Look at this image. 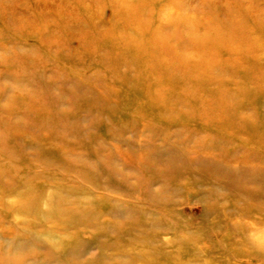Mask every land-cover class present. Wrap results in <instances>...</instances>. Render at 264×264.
Instances as JSON below:
<instances>
[{
  "label": "rangeland",
  "instance_id": "rangeland-1",
  "mask_svg": "<svg viewBox=\"0 0 264 264\" xmlns=\"http://www.w3.org/2000/svg\"><path fill=\"white\" fill-rule=\"evenodd\" d=\"M240 7L264 9V0H0V119L16 123L24 118L31 98L54 112L47 123L63 135L60 143L73 149L69 160L76 163V168L62 169L56 183L76 187V212L82 209L79 206L92 209L91 215L76 219L80 245L63 262L104 264L117 255L122 263L124 252L144 250L159 264H166L162 253L182 264H223L222 258L235 245L249 251L247 261L264 259L255 252L264 242V149L219 141L207 144L177 132L183 129L179 125H173L175 136L162 133L176 145L170 149L162 143L164 136L153 142L142 126V120H154L168 104L153 96L161 93L165 101H172L162 87L163 73L149 69L150 50L143 44L165 36L173 50L183 53L206 46L216 53L206 61L220 62L217 68L225 72L226 41L218 42L215 33L228 29L231 15L241 18L236 11ZM128 120L134 125L107 134L109 123L115 127ZM3 127L0 123V132ZM145 141L152 152L149 165L170 167L174 170L170 175L134 161L125 164L115 152L119 147L138 159ZM189 150L198 153L193 162L184 155ZM210 154L221 155L222 161ZM48 157L58 160L52 153ZM0 160L4 164L13 159L1 149ZM4 201L14 202L12 196ZM255 208L260 215L253 213ZM0 235L5 237L0 238L1 256L18 260L16 264L43 263L37 255L38 260L31 257L36 250L26 238ZM144 239L152 245H143ZM114 243L125 247L112 250ZM155 250L161 253L155 255Z\"/></svg>",
  "mask_w": 264,
  "mask_h": 264
},
{
  "label": "bare ground",
  "instance_id": "bare-ground-1",
  "mask_svg": "<svg viewBox=\"0 0 264 264\" xmlns=\"http://www.w3.org/2000/svg\"><path fill=\"white\" fill-rule=\"evenodd\" d=\"M236 11H240L241 18L237 13L231 15L228 29L224 33H215L218 42L226 41L224 43L226 65L224 64L223 68L225 72L218 70L217 65L220 62L206 61V58L211 60L208 57H215L216 54L214 50L206 46L183 53L173 50L172 46L167 44L165 36L153 38L143 44L144 48L147 47L150 50V53H147L150 63L152 62L149 69L152 73L159 71L163 73L166 79L162 87L172 95L171 102L168 99L165 101L163 94L157 91L158 93L155 94L160 93L159 96L155 95L152 98L155 101L158 100L160 104L168 103L166 108L159 111L154 116V120L152 117L142 120L143 129L153 136V142L161 140L159 136H164L162 143H168L171 134L175 136L173 125H179L183 129L177 132L188 137L196 136L207 144L219 141L227 145L234 143L241 147L248 146L246 148L248 150L250 148L264 149V56L261 53L263 51L261 45L264 46V9L240 7ZM250 33L256 34L255 37H252ZM218 38L221 40L219 41ZM212 39L216 41L214 37ZM228 40H231L229 44H227ZM139 49H141L140 45ZM145 80L142 83L148 91L150 84L147 79ZM260 93L263 96L252 101ZM152 98L150 105H153ZM38 100L33 98L29 100L27 108L24 109L25 117H18V122L11 123L10 119H0V123L4 126V130L0 132V150L7 149L13 159L4 164L0 160V228L2 229L0 232L14 238L16 236L26 238L36 250V253L32 252L31 257L36 258L37 255V258L43 260L42 264H67L63 260L76 251L78 243H76L74 227L76 219L91 215L92 209L88 206H79L82 209H77L76 212V192L78 191L76 187L56 183V179L58 180L62 174V169L76 168V163L69 160V156L72 157L74 151L67 150L61 145L63 135L56 132L54 125L47 123L48 119L53 120L55 113L43 109ZM255 102L259 103L255 104ZM152 121H159V125L155 127ZM162 124L164 126H161ZM124 125L133 126L134 123L128 120L117 124L121 128L113 127L109 123L106 126L107 134L112 135L115 130H122ZM164 132H168L166 134L169 137L162 134ZM167 145L170 149L176 147L172 143ZM149 146V143L145 141L138 159L134 154L130 157L126 152H122L119 147L115 148V152L122 159L124 158V162L133 163L134 161L143 165V168L154 167L157 172L159 166L157 167L156 164L151 166L148 163L152 154ZM48 153L58 156V160H50ZM197 154L190 150L184 153L191 162L194 160L192 158L198 156ZM210 156L216 158L217 162L222 161L219 154H210ZM15 159L21 160L22 163L17 164L18 161ZM38 167L44 171H38ZM84 168L85 165H83ZM52 169L56 170V173H52ZM149 169L142 172L144 176H147ZM159 171V174L168 176L174 170L166 167ZM152 174L157 175L154 170ZM11 196L14 202L6 204L4 199ZM42 204H45L44 210L41 208ZM257 210L255 208L253 213L260 215ZM13 217L22 220L21 224ZM47 223L53 226L50 227ZM68 233L70 234L68 238L56 241L55 238ZM0 238L5 237L0 235ZM45 239L48 242H43ZM143 242V245H152L146 239ZM235 246V249H230V252L222 258L225 264H231L232 261L237 264H264V259H257L254 263L247 261L249 251ZM124 247L123 244L114 243L111 249ZM256 248L255 252H260L264 257V242L260 241ZM153 253L158 255L161 251L155 250ZM181 253H178L177 257L180 258ZM161 255H164L166 264L183 263L167 253ZM122 257L125 261L121 263L117 255H111L104 264H136L137 262L159 264L148 259V253L144 250L133 253L124 252ZM16 262L19 263L18 260L11 261L0 255V264H16Z\"/></svg>",
  "mask_w": 264,
  "mask_h": 264
}]
</instances>
